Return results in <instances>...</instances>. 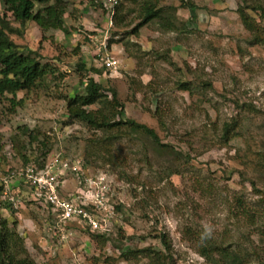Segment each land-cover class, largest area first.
<instances>
[{"label":"rangeland","instance_id":"rangeland-1","mask_svg":"<svg viewBox=\"0 0 264 264\" xmlns=\"http://www.w3.org/2000/svg\"><path fill=\"white\" fill-rule=\"evenodd\" d=\"M62 1L64 31L42 34L28 22L22 34L10 35L20 51L53 69L39 89L0 95V183L25 157L37 166L58 160L63 196L80 193L96 176L116 211L105 239L69 222L66 240L56 243L44 206L34 204L28 184L12 180L9 190L23 206L14 213L1 201L0 219L19 234L28 256L35 264H157L158 253L162 264H219L216 251L209 257L197 251L210 243L239 251L243 264H264V17L251 8L264 0H161L176 8L174 29L149 23L137 35L131 30L140 0H119L111 25L92 0ZM238 8L256 22L257 33ZM96 53L117 58V70L102 69ZM89 77L115 90L125 118L152 128L169 149L126 125L114 138L68 118V98L83 94ZM180 81L189 92L177 88ZM232 120L238 135L225 141L223 124ZM78 162L86 163L76 173ZM239 200L247 213L238 211Z\"/></svg>","mask_w":264,"mask_h":264},{"label":"trees","instance_id":"trees-1","mask_svg":"<svg viewBox=\"0 0 264 264\" xmlns=\"http://www.w3.org/2000/svg\"><path fill=\"white\" fill-rule=\"evenodd\" d=\"M141 1V2H140ZM139 2V13L140 17L138 23L131 30L132 35H137V31L143 25L149 23H156L161 29L168 31L174 29V22L172 18L173 12L176 10L174 6H163L161 0H140ZM185 5L193 8L192 3ZM3 5V10L0 12V95L4 93H9L13 97L19 91H31L39 89L42 87L41 81L44 80V77L52 70L53 68L47 64H40L38 56L30 55V51L22 52L18 49V45L12 40L11 34H22L26 28L28 22H33L44 34L49 30H58L61 29L64 31L63 23V13H64V2L62 0H1ZM94 6L95 4L92 3ZM98 7L97 5H95ZM94 6V7H95ZM248 7V6H247ZM260 12V16L264 17V6L256 4L251 7ZM120 10V4L114 6V15L116 18L117 12ZM237 11L240 14V17L243 23L255 30V33L259 31L258 25L250 16L245 12L244 8H238ZM114 17V16H113ZM10 19L17 22L19 26H13L10 22ZM257 31V32H256ZM256 35V34H255ZM36 55V54H35ZM78 68H84V62L80 61ZM102 68V67H101ZM103 69V68H102ZM97 74L98 70L93 71ZM100 72V71H99ZM83 94L77 96L69 97L66 105V115L70 119H76L82 122L85 125L91 126L94 130L108 131L110 135H114L112 132L126 125L129 129L134 132H139L141 134H147L152 141L159 147L164 150L169 149L167 145L158 144L159 138L156 132L142 124L137 123L132 119L125 118L124 111L121 104L117 101L116 92L113 89L105 90L102 85L96 82L93 78L89 77L87 80L82 83ZM177 88L183 91H190L189 83L186 81L178 82ZM111 91V95L108 93ZM110 98H109V96ZM12 103L17 105L21 103V99L17 102L14 99H11ZM96 105L95 110H87L88 107ZM225 122L223 124V129L221 133V138L225 141L229 139V136L235 137L238 134L236 127V121ZM121 136L119 133L114 135V138ZM30 139H37L36 135L30 133ZM108 137H103L102 142L104 144H109ZM42 145H45L41 141ZM1 152V145H0ZM6 158L7 155L4 153ZM46 155V152L44 153ZM259 156V153L257 154ZM264 158V152H262V159ZM32 160L25 159L21 166H25L30 163ZM264 162V160H262ZM84 165L86 162H83ZM34 164V163H33ZM40 166L44 163L40 162ZM12 170V167H9L5 172V175H8L9 171ZM73 172L72 170H69ZM20 182L23 184H28V181L24 177H19ZM2 182V181H1ZM65 181H63V184ZM252 183V182H251ZM255 188V182L252 183ZM63 186L60 191L63 192ZM3 189V183H0V197L1 191ZM264 190V189H263ZM20 200H21V196ZM262 197L264 198V192L262 191ZM22 201V200H21ZM2 204L10 211L16 213V209L11 206V203L4 201ZM0 203L1 200H0ZM27 203V202H26ZM31 203V202H29ZM29 203H27L29 205ZM35 204V202H34ZM0 206V208L2 207ZM39 205V204H38ZM40 206V205H39ZM238 211L247 213V206L244 204V200H239L237 202ZM16 210V211H15ZM48 220L52 221V218L48 214ZM15 224V221L13 222ZM14 228V227H13ZM88 231H91L90 228H87ZM106 235L110 234H96V237L106 238ZM51 237L55 240L56 243H60L58 236ZM161 242L166 246L167 242L164 239H161ZM22 239L15 230H11L7 226V220L0 219V264H35L33 259H31L27 251L22 245ZM210 243L202 245L201 249H198V253L203 256L209 257V252L216 251L218 255L219 264H243V254H240L236 250H228L223 247H218L212 244L209 248ZM145 252L151 251L150 249L141 250ZM129 252V251H128ZM127 252V253H128ZM126 253V252H125ZM123 253L124 255H126ZM157 254V264H162V258ZM212 263L215 264L217 260L211 259Z\"/></svg>","mask_w":264,"mask_h":264},{"label":"built area","instance_id":"built-area-1","mask_svg":"<svg viewBox=\"0 0 264 264\" xmlns=\"http://www.w3.org/2000/svg\"><path fill=\"white\" fill-rule=\"evenodd\" d=\"M93 4L102 9L111 25V20L114 16V6L118 0H92ZM105 46L104 39L98 43L96 50H100ZM97 54V53H96ZM101 66L107 71L115 72L119 66V61L112 55L104 53L98 55ZM5 154L7 157L12 156L10 144H5ZM59 156V155H58ZM57 156V157H58ZM56 157V158H57ZM77 166H73L72 170L78 172L80 170V162ZM58 166L61 167L58 160L44 162L42 166L35 164H27L23 167L11 171L1 181L3 189L1 191V201H8L14 209H19L23 206L20 200V195H13L9 190V183L19 177H24L28 181L30 188V196L35 203L44 206L52 221L48 222V232L50 235L58 236V240L63 242L66 240V230L68 223L73 222L84 228H90L93 232L109 233L111 231V220L113 212L111 207L106 204L104 192L98 185L99 180H91L92 194L88 195V191H81L74 196H63L60 191L64 179V173L58 172Z\"/></svg>","mask_w":264,"mask_h":264},{"label":"clouds","instance_id":"clouds-1","mask_svg":"<svg viewBox=\"0 0 264 264\" xmlns=\"http://www.w3.org/2000/svg\"><path fill=\"white\" fill-rule=\"evenodd\" d=\"M118 2H119V0H118ZM118 4V3H117ZM99 8V7H98ZM103 69H105L103 66H101ZM119 67V66H118ZM106 70V69H105ZM107 71V70H106ZM84 166V163H82V162H80V170L83 168V166ZM79 170V171H80ZM78 171V172H79ZM77 173V172H76ZM93 179H95V180H99L96 176L94 177V178H87V183H86V186L85 187H80V191L79 192H81V191H88V190H90L89 192H88V195L89 194H92V192H91V190L92 189H94L93 187H91L92 185H91V180H93ZM100 183H101V180H100ZM30 192V191H29ZM110 207H111V209H112V212H113V215H114V213H115V211H116V208H114V206H112L111 204L109 205ZM22 208V207H21ZM95 233V232H94ZM110 233V232H109ZM109 233H95V234H109Z\"/></svg>","mask_w":264,"mask_h":264}]
</instances>
